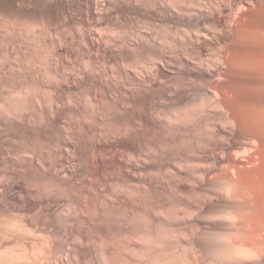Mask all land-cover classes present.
Returning a JSON list of instances; mask_svg holds the SVG:
<instances>
[{
	"label": "bare ground",
	"instance_id": "obj_1",
	"mask_svg": "<svg viewBox=\"0 0 264 264\" xmlns=\"http://www.w3.org/2000/svg\"><path fill=\"white\" fill-rule=\"evenodd\" d=\"M0 264H264V0H0Z\"/></svg>",
	"mask_w": 264,
	"mask_h": 264
},
{
	"label": "rangeland",
	"instance_id": "obj_2",
	"mask_svg": "<svg viewBox=\"0 0 264 264\" xmlns=\"http://www.w3.org/2000/svg\"><path fill=\"white\" fill-rule=\"evenodd\" d=\"M45 11H46V9H45ZM47 12V11H46Z\"/></svg>",
	"mask_w": 264,
	"mask_h": 264
}]
</instances>
